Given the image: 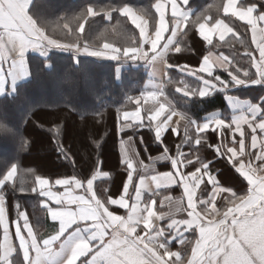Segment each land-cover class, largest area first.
Instances as JSON below:
<instances>
[{"label":"snow or ice","instance_id":"obj_1","mask_svg":"<svg viewBox=\"0 0 264 264\" xmlns=\"http://www.w3.org/2000/svg\"><path fill=\"white\" fill-rule=\"evenodd\" d=\"M33 3L34 0H0V61L7 63V68L4 63H0V96L14 97L18 81L31 79L27 56L30 51L39 53L47 71L54 68L51 49L73 51L76 54V66H79L81 52L110 60L127 59L135 62L142 59L154 63L159 59L166 64L169 51L174 49L176 53L181 52L176 37L182 21L188 16L181 5H188L189 0H155L152 7L158 19L152 31L148 30L149 22L144 18L146 13H138L130 5L103 9V15L108 20L112 19L113 12H118L139 30L138 44L124 47L122 52L110 43H103L95 50H90L92 45L87 40L81 43L79 37L69 43L52 38L47 34L45 25L34 16ZM258 7L249 3L237 5V0H225L223 4V12L244 22L251 33V45L254 48L245 50L248 67L236 66L222 54L218 62L213 63L209 62L210 56L205 55L198 69L186 65L177 66L180 71L199 78L201 82L199 89L186 87L183 90L185 96L198 94L203 98L214 90L227 86L228 82L215 74L214 65L227 72L236 85L246 83L243 78L249 75L256 82H264V12H259ZM100 14L101 10L88 6L84 13L74 19L87 21L89 17ZM197 23L199 36L208 45L213 44V34L217 30L220 41L225 40L226 33L236 34L222 20H216L211 27L199 23V18ZM221 26L223 30H220ZM64 28L68 29L69 35L74 31L82 33L85 23H78L76 29L64 24ZM177 91L181 89L178 88ZM142 95L156 101L163 95V90L149 91ZM136 103L135 112L123 114L124 121L119 131L144 127L140 101L137 99ZM165 113L166 107L160 103L147 117L150 128L152 121H159L154 128V137L161 145L168 123L176 114L174 110L167 112V115ZM161 117L164 118L160 119ZM213 124L215 128H211ZM244 126L250 130V145L245 143ZM225 129L232 134V146L221 142L210 144L209 147L216 156L227 157V162L247 182L246 191L238 194L230 188L221 187L208 167L210 161H204L199 156L193 160L189 154L180 150L179 145L177 155L171 156L167 145H163V155L157 159L170 162L172 171L153 175L151 181L157 189L170 185L181 187L187 198V218L172 219L166 227L155 223L164 219L163 215H157L154 211L155 199L150 202L144 200V192L147 190L145 177L140 176L137 182L131 158L122 153L121 163L126 167L127 177L118 198L108 195L106 199H101L95 193L94 181L99 176L109 175L102 171L96 170L86 183L76 177L52 181L37 175L35 184L38 187H33L32 191L43 198L42 206L57 227L47 237H38L30 226L26 212L17 203V216L12 222L15 225L17 248L10 233L9 209L3 191L6 182L11 181L17 173L18 165L12 163L0 179V264H15L13 255L18 250L22 252L23 264H53L58 249H66L61 264H264V108L257 105L251 111L231 120L217 118L196 124L198 133L211 130L218 131L219 136H223ZM172 131L175 134V129ZM257 131L261 134L259 144ZM185 137V143L191 141L187 129ZM195 143L201 144L199 135ZM236 144L239 145L238 149ZM20 146L25 147L23 139ZM121 146L123 148L124 141H121ZM221 148L224 150L221 151ZM246 148L252 150L246 152ZM58 150L64 151L62 144L58 146ZM189 166L194 170H182L189 169ZM205 177H208L207 181ZM201 184L205 187L201 188ZM208 185H211L210 191ZM57 188L63 191L56 190ZM198 189L201 196H197ZM77 190H82V194ZM218 197L224 201L223 213L216 207ZM110 206L124 209L125 214H115ZM185 233H191L192 239L185 236ZM173 241L191 246L187 258L170 249L169 245Z\"/></svg>","mask_w":264,"mask_h":264},{"label":"trees","instance_id":"obj_2","mask_svg":"<svg viewBox=\"0 0 264 264\" xmlns=\"http://www.w3.org/2000/svg\"><path fill=\"white\" fill-rule=\"evenodd\" d=\"M252 1L264 12V0ZM154 3L155 0H36L32 11L38 22L45 25L47 34L54 39L69 43L79 37L81 43L87 40L93 48L111 43L123 50L124 47L138 44L139 30L118 12H113L112 19L108 20L103 15V9L127 4L155 20ZM190 3L195 13L179 40L181 52L172 51L168 57L169 62L178 66H198L203 57L214 50L226 54L236 66L248 67L245 50L254 48L251 45V33L243 22L223 14L225 0H191ZM88 6L101 10V14L89 17L87 21H76L74 18L84 13ZM208 16L212 22L220 18L226 20L238 35L208 45L199 36L197 23L198 18L200 23ZM81 22L85 23L82 33L74 31L69 35L68 29L64 28V24H69L70 28L76 29ZM50 56L54 65L52 71L45 69L42 57L32 56L31 79L18 85L14 97L0 96V179L12 163L18 165L14 178L3 187L9 217L11 221L16 219L15 205L19 203L38 236L48 234L52 222L42 206L43 198L32 191L33 187H37V175L52 181L59 177H77L86 182L96 170L109 172V178L96 182L97 194L101 199H106L108 195L121 194L127 177L126 167L121 163L119 144L122 139L134 138L148 161L150 157L163 153V145H168L164 138L163 145L156 141L154 129L149 127V122L142 128L119 131L122 113L136 109V101L144 91L148 78L146 65L140 61L102 59L80 53L79 66H76V54L59 49H53ZM121 63L127 67L122 73V79L118 80L117 66ZM216 74L228 82L227 86L225 90L216 91L208 97L201 98L197 94L189 98L180 95L177 88L198 87V83L174 69L170 70L165 89L179 110L197 120H202L206 114L217 109L226 111L227 93L257 102L261 100L264 108L263 84L255 87L237 86L224 70L217 69ZM243 79L249 82L254 80L251 75ZM55 82L60 84L56 90L51 87ZM188 132L190 134L191 129ZM216 137L215 132L206 134L208 142L203 143L200 158H215L216 153L209 145L216 144ZM21 139L25 143L24 148L20 146ZM61 144L63 152L58 150ZM169 150H172L171 146ZM216 166L222 172V184H228L233 179V173L227 162L219 161ZM168 167L166 163L162 169ZM179 189L170 188L164 190V193L177 194ZM245 191L246 188L237 193ZM219 200V211L223 213L224 201ZM188 238L192 239L191 233ZM173 246L179 248L182 256L187 258L190 245H179L175 241Z\"/></svg>","mask_w":264,"mask_h":264},{"label":"crops","instance_id":"obj_3","mask_svg":"<svg viewBox=\"0 0 264 264\" xmlns=\"http://www.w3.org/2000/svg\"><path fill=\"white\" fill-rule=\"evenodd\" d=\"M35 1L36 0H34V2ZM190 2H191V0H189V4L188 5H181L182 10L186 11L188 13V16H187V18L185 20L182 21V27L179 30L178 35L176 37L178 42H179V40L181 39L182 35L185 32V30H186V28L188 26L189 20L192 18V16L195 13V8L192 7ZM242 3L243 4H247V3L256 4L252 0H237V5H240ZM257 10L259 12H261L259 10V7H258ZM136 11L138 13H141L138 10H136ZM223 14L225 16L233 17L230 14L226 15L224 12H223ZM169 15H170V8H169ZM144 18L147 19L148 22H149L148 30L152 31L153 28H154V25H155V23L157 22V19H158L157 14H156L155 20H151L146 15H145ZM218 20L224 21L225 24H227L229 27H232L234 29V27L229 22H227L226 20H224L222 18H220ZM215 22L216 21L212 22L211 21V17L208 16L204 20H202V22H200V23H205L206 26L211 27V26H213L215 24ZM220 30H223L222 26H221ZM234 32L236 33L235 35H238V33H237V31L235 29H234ZM166 35H167V33H166ZM232 35H233L232 33H226L224 41H226ZM213 41H220L219 40V30L214 32ZM224 41H220V42H224ZM113 46L115 48H119L121 50L120 47H118L116 45H113ZM145 47H147V46H145ZM52 50L53 49L50 50V53H51ZM90 50H95V48L92 47V48H90ZM122 51L123 50H121V52ZM172 51H174V49L169 51L168 54H167V57H166V64L167 65H172V67H167L166 64L164 62H162L161 60H159V59L156 62H154V63H148V62H146V61H144L142 59L139 60L143 65H146V67L148 69V78L146 80L143 93H147L149 91H157L158 89H162L163 90V95H160L158 97V100H156V101L148 99L144 95H141V97L138 99L140 101L139 108H140V111H141V117L143 118L144 124H147V122H149L147 117L149 115H151L152 111L155 108H157L160 103H163L165 105V107H166L165 115H167V112L174 110L176 114L172 116V120L169 121V123H168L167 131L163 134V138L165 140H167V142H168V145H167L168 149H169V146H171V148H172V150H169V155L176 156L177 155V146L179 145L180 146V150L182 152H184L185 154H189L192 157V159L195 160L196 157L200 155L201 149L204 148V144L203 143H207L208 142L207 138H205L206 134H208L209 132H213L211 130H208V131H205L203 133H198L197 130H196V124H203V123H205L208 120L217 119V118L223 119V120H231L237 115L244 114L246 112L251 111L257 105H260V107H262L261 106V100H260V102H257L256 100L251 99V98H243V97L238 96L236 94L227 93L226 96H225L226 102H227V110L226 111L221 110V109H217V110H214V111L206 114V116L202 120H197V119L193 118L192 116H190L186 112L181 111V110L178 109L174 99L166 92V89H165L166 88V82L170 78V70H173V69L177 70L178 73L183 75L185 78H190V79L194 80L195 82H197L198 83V87L197 86L193 87L195 89L196 88L199 89L201 87V82H200L199 78L194 77V76H192V75H190L188 73H185L184 71H180L179 68L177 67L178 65L169 62L168 57H169V55H170V53ZM81 53H83V52H81ZM221 54H222L223 57H227L228 60L231 61V58L228 57L226 54L220 53V52L214 51V50L210 51L206 55L210 56V61L209 62L213 63V62H218L219 58H221ZM257 55H258V53H257ZM27 56H28L29 67H30V57H32V56H39L40 57L39 53L34 52V51H30L27 54ZM102 59H107V58H102ZM201 62H202V60H201ZM0 63H4V62L0 61ZM185 65L188 66L189 68L198 69L200 64L198 66H192L191 64H189V65L188 64H183L181 66H185ZM4 67L7 68V63H4ZM126 67L127 66L124 63H121V64H119L117 66V78H118V80L122 79V73H123V71H124V69ZM217 69L223 70L222 68L216 67L214 65L215 74H216V70ZM204 75L206 77V74H204ZM23 82H25V81H18V85L23 83ZM259 84H263L264 85V82H256L255 80H253L252 82H249V81L246 80V83H242V84L237 85V86L255 87V86H258ZM179 89H181V91H177V90L176 91L180 95H182L184 97H189V98L193 97L191 95H189V96H185L184 95L183 90H185L186 88L183 89V88L179 87ZM222 90H225V87L218 88V89L214 90L211 94L206 95L204 97H208V96L212 95L214 92L222 91ZM135 110L136 109L126 110V111H124L122 113V116H121L122 122L120 123L119 128L121 127V125H122V123L124 121L123 114L125 112L133 113V112H135ZM226 112L228 113L227 116L225 115ZM163 118L164 117H161L160 119H163ZM192 121H195L196 123H192ZM158 122L159 121H152L151 122V126H152L153 129L155 128V125ZM215 127L216 126L214 124L211 125V128H215ZM244 128H245V134H246L245 143H246V145H250L251 138L248 135V132L250 130L247 129L246 126H244ZM129 129H131V128L125 129V131L129 130ZM173 129H175V134H173V131H172ZM186 129H187V132L191 129V133L189 134V132H188V136L191 137V141L188 142V143H185V140H186L185 130ZM215 133H216V136H217L216 137V144H221V142H223L224 144H226L228 146H232V134H231V132H229L227 129H225L223 136H219L218 131L215 132ZM198 135L201 138V144L200 145H196V143H195V140H196ZM257 136H258V144H259V138L261 136L259 131H257ZM129 138H131V139H129ZM236 138H237V140L239 139V134L238 133L236 134ZM121 141H124L123 148L121 146ZM121 141H120V144H119L121 158H122V153H126L127 156L129 158H131V161H132V163L134 165V168H135L134 178L138 182L140 176L145 177V183H146V186H147V190L144 192V200L150 202L152 199H155L156 203L153 206L154 207V211L157 213V215H163L164 216V219L157 220V221H155V223H157L160 226L166 227L167 224L170 223L172 219H176V220L186 219L187 218V198H186L185 194L183 193L182 188L179 187L180 191L177 194H173V193L165 194L164 190H167V189H170V188H175V187H178V186L170 185V186H167V187H161V188L157 189L155 183H153L151 181V177L153 175H156V174L162 173V172L172 171L170 162H168L166 160L157 159L158 157H161L163 155V153H160V154H157L156 156L150 157V160L148 161V160H145V158H144L145 156L140 152V150L138 148V145H137L136 141L134 140V138L128 137V138L122 139ZM235 146L237 147V149L239 148L238 144H236ZM223 150L224 149L221 148V151H223ZM251 150L252 149H250V148H246L245 151L248 152V151H251ZM256 151H258V149ZM202 159L204 161H210L211 162V163H209L208 167L210 168L211 173L219 181V184H220L221 187L230 188L232 191H235V192H237L238 190L243 191L247 187V182L244 181L243 178L238 173L235 172V170L227 162V157L226 156L225 157H218L215 154V158H213V159H209V158L208 159H204L203 157H202ZM219 161H226L229 169L233 173V176H232L233 179L229 180L228 184H226V185L222 184V182L220 180V175H221L222 172L220 171V168L218 169L217 166H216V164ZM166 163L169 164V167L162 169V166L165 165ZM197 166H199V165H197ZM182 170L187 171V170H194V169H192L191 166H189V169H182ZM102 173H108L109 175L107 177L99 176L94 181V191H95L96 194H97L96 182L100 181L102 179H107V178L110 177V173L109 172H102ZM59 178H70V177H59ZM207 179H208V177H205V181H207ZM230 185H232V186H230ZM200 187L203 188V187H205V185L201 184ZM208 189H209V191L211 190V185H208ZM56 190L63 191V189H60V188H57ZM77 192L82 194V190H77ZM121 192H122V190H121ZM130 192H132L131 188H130ZM153 193H155V194L153 195ZM119 195L113 196V197L114 198H118ZM201 195H202V193L198 189L197 190V196H201ZM204 195H206V194H204ZM97 196L99 197L98 194H97ZM219 199L220 198L218 197L217 201H216V207H217L218 210H220V206H219L220 200ZM110 210L114 211L115 214H117V215H124L125 214V210L124 209H120L117 206H110ZM28 219H29V217H28ZM49 219H50V217H49ZM217 219H219V217H217ZM50 221L52 222L51 223L52 225L49 228L50 230H49L48 234H46L43 237H47L49 234H51L54 231V228L57 227V225L51 219H50ZM8 222H9V225H10V233H11V236H12L13 243L16 244L17 248H18V241L15 240V236H14L15 225L12 223L13 221L10 220L9 212H8ZM29 223H30V226L32 227L34 233H36L32 223L30 222V220H29ZM189 234L190 233H185V236L188 237ZM37 236H38V234H37ZM38 237H40V236H38ZM0 239H2V229H0ZM173 242H175V241H173ZM171 244H172L171 245L172 251L180 252L179 248L175 249V247L173 246V243H171ZM65 255H66V249L63 250V251L58 249V255L55 258L53 264H61V261L65 258ZM181 255H182V253H181ZM13 260H14L15 264H23L22 252H20L18 250L17 253H14Z\"/></svg>","mask_w":264,"mask_h":264},{"label":"rangeland","instance_id":"obj_4","mask_svg":"<svg viewBox=\"0 0 264 264\" xmlns=\"http://www.w3.org/2000/svg\"><path fill=\"white\" fill-rule=\"evenodd\" d=\"M51 87H53V88L56 90V88L60 87V84H59L58 82H55L54 84L51 85ZM86 91L88 92V88L86 89ZM188 237H189V236H188ZM172 243H173V242H172ZM171 245H172V244H170L169 247H170V249L172 250ZM179 245H180V244H179Z\"/></svg>","mask_w":264,"mask_h":264}]
</instances>
